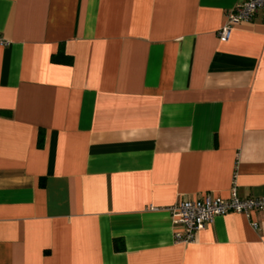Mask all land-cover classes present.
Listing matches in <instances>:
<instances>
[{"label":"crops","instance_id":"crops-1","mask_svg":"<svg viewBox=\"0 0 264 264\" xmlns=\"http://www.w3.org/2000/svg\"><path fill=\"white\" fill-rule=\"evenodd\" d=\"M242 2L0 0V264H264V212L181 244L167 211L264 198V18L217 39Z\"/></svg>","mask_w":264,"mask_h":264},{"label":"built area","instance_id":"built-area-1","mask_svg":"<svg viewBox=\"0 0 264 264\" xmlns=\"http://www.w3.org/2000/svg\"><path fill=\"white\" fill-rule=\"evenodd\" d=\"M257 14L264 18V0H244L226 15L223 26L217 32L218 41L228 42L234 26L251 22ZM4 44L0 39V45ZM167 211L172 225L179 230L173 235L175 242L190 244L196 234L204 230L216 217L230 214L249 216L264 212V198L240 199L234 188L227 200L202 196L192 201H181ZM252 228L256 229L257 225L253 223Z\"/></svg>","mask_w":264,"mask_h":264},{"label":"trees","instance_id":"trees-1","mask_svg":"<svg viewBox=\"0 0 264 264\" xmlns=\"http://www.w3.org/2000/svg\"><path fill=\"white\" fill-rule=\"evenodd\" d=\"M53 63L56 64H63V65H70L71 60L68 58H64L61 53H59L57 56L52 57L51 60ZM43 144V134L39 133L38 140H37V148L41 149Z\"/></svg>","mask_w":264,"mask_h":264}]
</instances>
